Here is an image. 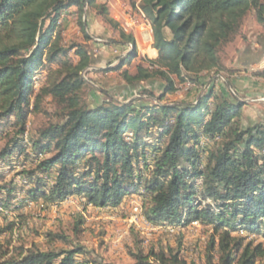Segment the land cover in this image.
I'll use <instances>...</instances> for the list:
<instances>
[{
	"label": "trees",
	"instance_id": "16d2710c",
	"mask_svg": "<svg viewBox=\"0 0 264 264\" xmlns=\"http://www.w3.org/2000/svg\"><path fill=\"white\" fill-rule=\"evenodd\" d=\"M95 3L0 0V128L16 116L14 134L0 150V163L30 147L36 164L30 169L32 177L35 172L55 170L48 190L43 178L39 187L31 188L33 198L61 202L79 195L86 204L117 207L131 192H139L145 197L143 216L153 224L213 226L210 247L219 248L218 264L264 261L262 242L234 235L239 231L264 235V121L237 125L245 103L228 91L215 93V76L200 81L209 88L196 102L162 103L186 73L220 70L221 46L237 37L251 10L264 26V0H142L140 8L152 26L158 57L144 59L135 73L126 69L122 75L132 86L161 83L154 106L113 96L93 106L79 93L90 84L86 71L95 60L85 43L66 44L57 22L64 11L76 6L85 40H91L84 7ZM100 7L108 15L107 6ZM106 21L120 28L114 19ZM119 34V43L131 50L107 71H120L138 56L134 35L123 29ZM53 65L57 68L50 69L47 83L35 93L36 74ZM48 98L56 104L54 120L27 140L28 117L44 113ZM130 130L133 134L127 133ZM206 139L221 140L210 151V145L199 146L201 140L207 144ZM39 154L49 156L39 159ZM83 224L80 216L76 232ZM85 250L83 246L21 249L3 264H114L79 261ZM135 259L134 264H188L174 250L139 251ZM209 264H214L213 254Z\"/></svg>",
	"mask_w": 264,
	"mask_h": 264
},
{
	"label": "rangeland",
	"instance_id": "374dc122",
	"mask_svg": "<svg viewBox=\"0 0 264 264\" xmlns=\"http://www.w3.org/2000/svg\"><path fill=\"white\" fill-rule=\"evenodd\" d=\"M102 4L107 6L108 15L100 7ZM128 6L133 10L132 16L137 18L135 8L130 4ZM73 8H75V11H73L75 16L71 17L70 14H67ZM70 9L64 11L57 22L58 25H61L60 30L64 40L66 44L83 41L95 60L94 64L86 71V78L90 80V84H86L81 89L79 92L81 96L89 105L93 106L110 96L125 102L135 100L140 106H143V104H146L145 106H154L155 102H158L155 97L161 92L159 87L161 83L147 82L142 83L141 87L132 86L122 75V71L126 69L130 73H135L136 64L128 63L120 71H107L112 66L120 64L122 58L131 50L129 46L119 43V29L130 33L126 31L128 30L125 26L126 24L119 23L120 28L118 29L106 21L107 17L111 18L107 2L96 0L95 5L88 6L86 4L84 7V16L87 23L86 30L90 36L92 34L95 37L88 41L85 40V34L78 23V8L73 6ZM66 18L70 21L67 26L64 23ZM256 23H259L256 19V13L251 10L245 17L242 29L237 37L221 46L218 53L220 70L217 73L215 70L191 73V75L186 73L184 80L177 79V90L167 94L162 103L196 102L209 88L208 85L202 87L200 81L210 80L213 76H215L216 80L215 93L225 90L229 92L230 97L233 99L242 100L243 96L233 79L236 78V74L237 76H243L244 73H254V71L247 69L249 65L247 66L245 61H248L247 58L251 54H258L251 48L253 47L251 42L261 38V35H258L254 29ZM102 24L104 26L107 25V28H110L112 32L106 33L102 31L98 33L92 30L94 25L101 26ZM251 32H253L252 35ZM99 38L104 42H98L96 39ZM98 44L117 48L115 54L105 59L104 62H100L101 59L103 60V55L101 53L102 48L100 49ZM144 48L148 50L149 54L152 51L148 42ZM247 51L250 53L248 54ZM74 59L78 60L75 56ZM100 64H102L103 69L98 68ZM51 68L55 69L57 66H48L36 74L34 78L35 93L40 91L47 83ZM255 73H258V71ZM99 96H101V99ZM215 100L216 98H214ZM261 100L264 102L263 97H261ZM55 105L54 101L48 98L43 105L44 113H33L28 117L27 133L25 135L27 140L31 134H36L51 120H54ZM15 120L16 116L10 118V124L0 128V150L6 145L8 138L14 134L15 128L12 122ZM236 124H240L239 118L236 119ZM127 133L133 134V131L130 130ZM220 140L217 143L206 141L207 144H201V140L199 146L202 149L210 145V151H212ZM30 150L31 148L29 147L22 153H15L9 161L0 163V208L4 207H2V211L0 209V264H3L5 260L11 257L17 256L21 249L60 250L76 246H83L86 249V255L78 256L79 261L89 258L90 260L98 259L114 264H134L136 262L135 254L139 253V251L148 254L161 251L169 253L170 250H174L178 251L188 264H209V256L211 254H213L214 264L219 263L220 253L218 246L214 250L210 247L212 235L214 234L213 226L211 225L194 226L195 223H191L187 226H180L175 231L169 230L168 227H161L162 230L155 232H141L133 226L129 227L128 219L131 212L127 208L129 201H126L125 198L131 195L140 198L142 200V208L145 197L139 192H131V194L127 195L119 205H122L119 212L110 211V209L100 212L97 210L99 207L95 205L90 207L86 204V201L81 200L83 197L79 195H70L75 197L73 202L66 201L67 198L61 202H50L44 197L33 198L30 194L31 188L39 187L37 185L38 180L43 178L42 181L46 185H44L46 190L47 186L54 181L55 170L53 169L47 173L48 175L42 172L36 174L35 172V176L32 177L33 173H30V169L34 170L36 164H33V155L29 153ZM204 154L202 153V157L205 161L206 155ZM40 155L39 159L49 156V154H43L42 157ZM143 166V162H140L139 167L143 168ZM146 200L148 202L149 198ZM107 207L113 206H105L103 208ZM80 216L83 217L84 224L80 227L81 231L76 232L75 227L79 222ZM123 223L124 227L128 226L119 232L118 244L116 243V249H113L112 242ZM248 233L239 231L234 233V235L247 236L248 241L253 240L256 243L262 242L264 244L263 233ZM53 234L59 236L54 237ZM263 262L259 260L257 264H262Z\"/></svg>",
	"mask_w": 264,
	"mask_h": 264
},
{
	"label": "crops",
	"instance_id": "0c3cea01",
	"mask_svg": "<svg viewBox=\"0 0 264 264\" xmlns=\"http://www.w3.org/2000/svg\"><path fill=\"white\" fill-rule=\"evenodd\" d=\"M103 1L107 2L108 4L110 17L115 21L119 22L120 24L125 23L126 28H128V30L126 31L132 33L136 39L138 56L134 58L131 63L136 64L135 66H138L139 64H141V62H143L144 59L147 58L156 59L158 57V52L153 47V43H154L153 29L150 22L145 18L143 12L141 11L140 6L142 4V0H103ZM129 4L137 11V13H135V15L138 18L137 22L130 21L131 11H129L130 9V7L128 6ZM138 7L140 8V13L142 14L143 19L141 18L140 13L138 12ZM73 9H70L67 15L70 14L71 17H74L75 12L73 11H75V8ZM143 20L148 21V23H144ZM69 22L70 21H68V19L66 18L64 20L65 26H67ZM254 29L255 31H257L258 35H261V38L260 40H254L253 42H251L253 46L251 48L255 50L258 54L257 55L251 54L250 57L247 58L248 61H245V64L247 66L249 65L247 69L249 71H254V73H249V72L244 73L243 76H237L236 74L235 75L236 78L233 79L234 83H236L238 88L240 89V93L243 96V98L241 99L245 103L242 110V115L241 117H239L240 124L243 127H248L256 124L257 122L264 121V102L261 100V97L264 98V75L262 76V71L264 70V27L261 24L256 23V25H254ZM92 30L97 31L98 33L102 31H105L106 33L112 32L110 28H107V25L104 26L103 24L101 26L94 25ZM252 33L253 32H251V35ZM91 38L94 39L95 37L91 34ZM147 42L150 43V46L152 48L150 54L148 53V50L144 48ZM98 45L100 46V49L102 48L101 53L103 55V60L101 59L100 62H104L105 59L114 55L115 50L117 49L114 47L105 46L103 44H98ZM247 53L249 54L250 52L247 51ZM98 68L103 69L102 64H100ZM256 71H258L259 74L255 73ZM147 82L148 81H144L142 83H147ZM99 98L101 99V96H99ZM121 206L107 207V208L99 207L97 208V210H99L100 212H104V210L110 209V211L112 210L119 212ZM124 223L117 232L116 234L117 237L115 236L112 242L113 249H116L115 245L116 243L118 244L117 241H119V236H120L119 232L128 226L127 225L124 227Z\"/></svg>",
	"mask_w": 264,
	"mask_h": 264
},
{
	"label": "built area",
	"instance_id": "2783aa9c",
	"mask_svg": "<svg viewBox=\"0 0 264 264\" xmlns=\"http://www.w3.org/2000/svg\"><path fill=\"white\" fill-rule=\"evenodd\" d=\"M129 11H131L130 13V21L132 22H137L138 18L132 16V12L133 10L130 8ZM138 12L140 13V8L138 7ZM140 16L141 18L143 19L142 17V14L140 13ZM144 23H148V21H145L143 20ZM129 24V23H128ZM98 42H101L103 43L104 41L102 39H96ZM74 196L72 197H69L66 199V201H71L73 202L74 200ZM83 201H85V199H81ZM126 201H129L128 202V205H127V208L130 210V217L128 219L129 221V227L133 226L135 227L136 229L138 230H147L149 232H152V231H159V230H162V229H154V228H151L150 226H148L146 223L143 222V217H142V211H141V203H142V200L136 196H129V198H126ZM90 207L94 206L93 204H88ZM202 224H198L195 222V225L194 226H201Z\"/></svg>",
	"mask_w": 264,
	"mask_h": 264
},
{
	"label": "bare ground",
	"instance_id": "6f19581e",
	"mask_svg": "<svg viewBox=\"0 0 264 264\" xmlns=\"http://www.w3.org/2000/svg\"><path fill=\"white\" fill-rule=\"evenodd\" d=\"M154 52V51H153ZM206 141H208L209 142V140H207L206 139ZM27 183V182H26ZM35 203V202H34ZM3 207V206H2ZM0 208L1 209V211L3 210V208ZM13 207V206H12ZM14 209V208H13ZM141 211H142V208H141ZM9 212V211H8ZM3 213H4V211H3ZM6 214V213H5ZM7 215V214H6ZM142 217H143V222L144 223H146L148 226H150L151 228H154V229H161V227H168L169 228V230H171V231H175L176 229H178V227H174V226H170V225H168V226H166V225H156V224H153V223H151V222H149V221H147L145 218H144V216H143V211H142ZM194 224V223H193ZM139 231H141V232H146L147 230H139Z\"/></svg>",
	"mask_w": 264,
	"mask_h": 264
},
{
	"label": "water",
	"instance_id": "95a60500",
	"mask_svg": "<svg viewBox=\"0 0 264 264\" xmlns=\"http://www.w3.org/2000/svg\"><path fill=\"white\" fill-rule=\"evenodd\" d=\"M135 48V47H134Z\"/></svg>",
	"mask_w": 264,
	"mask_h": 264
}]
</instances>
